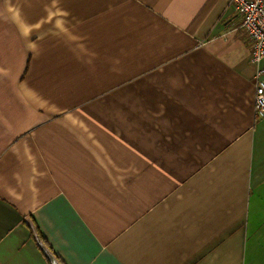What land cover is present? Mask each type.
Masks as SVG:
<instances>
[{"label": "crops", "instance_id": "0c3cea01", "mask_svg": "<svg viewBox=\"0 0 264 264\" xmlns=\"http://www.w3.org/2000/svg\"><path fill=\"white\" fill-rule=\"evenodd\" d=\"M258 65L231 0H0V264H264Z\"/></svg>", "mask_w": 264, "mask_h": 264}, {"label": "built area", "instance_id": "2783aa9c", "mask_svg": "<svg viewBox=\"0 0 264 264\" xmlns=\"http://www.w3.org/2000/svg\"><path fill=\"white\" fill-rule=\"evenodd\" d=\"M231 6L238 15L249 42V60L260 64L264 59V0H231ZM254 112L257 119L264 117V66L255 70Z\"/></svg>", "mask_w": 264, "mask_h": 264}, {"label": "water", "instance_id": "95a60500", "mask_svg": "<svg viewBox=\"0 0 264 264\" xmlns=\"http://www.w3.org/2000/svg\"><path fill=\"white\" fill-rule=\"evenodd\" d=\"M27 224L29 225V227L31 229V232H32V235H33V238L35 240L36 245L42 251V253L46 257L48 262L50 264H61V262L59 261L57 256L55 254H53V252L42 241V239L40 238V236H39V234L37 232V229L34 226V224L32 222H30V221H27Z\"/></svg>", "mask_w": 264, "mask_h": 264}, {"label": "trees", "instance_id": "16d2710c", "mask_svg": "<svg viewBox=\"0 0 264 264\" xmlns=\"http://www.w3.org/2000/svg\"><path fill=\"white\" fill-rule=\"evenodd\" d=\"M37 228V227H36ZM37 232H38V234H39V236H40V238L46 243V241H45V239L43 238V236H42V234L40 233V231L38 230V228H37ZM58 258V257H57ZM59 259V258H58ZM59 261L62 263V261L59 259ZM63 264V263H62Z\"/></svg>", "mask_w": 264, "mask_h": 264}]
</instances>
